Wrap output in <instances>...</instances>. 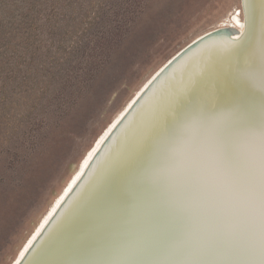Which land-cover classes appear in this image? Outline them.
Masks as SVG:
<instances>
[{
  "label": "snow or ice",
  "instance_id": "6c2138e0",
  "mask_svg": "<svg viewBox=\"0 0 264 264\" xmlns=\"http://www.w3.org/2000/svg\"><path fill=\"white\" fill-rule=\"evenodd\" d=\"M249 8L228 86L193 81L155 109L36 264H264V0ZM130 214L100 246L99 224Z\"/></svg>",
  "mask_w": 264,
  "mask_h": 264
},
{
  "label": "rangeland",
  "instance_id": "374dc122",
  "mask_svg": "<svg viewBox=\"0 0 264 264\" xmlns=\"http://www.w3.org/2000/svg\"><path fill=\"white\" fill-rule=\"evenodd\" d=\"M242 9V0H0V264L144 81Z\"/></svg>",
  "mask_w": 264,
  "mask_h": 264
},
{
  "label": "bare ground",
  "instance_id": "6f19581e",
  "mask_svg": "<svg viewBox=\"0 0 264 264\" xmlns=\"http://www.w3.org/2000/svg\"><path fill=\"white\" fill-rule=\"evenodd\" d=\"M250 3L251 0H242L243 9L238 10L239 13L234 12L218 26L194 38L144 81L94 140L70 179L54 198L10 264H36L41 259L40 252L47 247L48 235L65 222L66 216L80 201L83 193L91 191L98 183L101 173L107 170L118 156L126 152L133 134L140 129L142 123L173 94L190 86L193 81L210 77H214L215 83L221 88L228 86L227 73L230 61L228 53L244 38L249 28V18L253 15L249 8ZM255 7L256 21L259 25V5ZM241 15L244 16L243 19L240 18ZM212 35L215 36L213 39L210 38L200 45L202 39ZM134 225L135 217L131 214L124 220L109 219L100 223L98 226L100 246L111 245L120 240Z\"/></svg>",
  "mask_w": 264,
  "mask_h": 264
},
{
  "label": "water",
  "instance_id": "95a60500",
  "mask_svg": "<svg viewBox=\"0 0 264 264\" xmlns=\"http://www.w3.org/2000/svg\"><path fill=\"white\" fill-rule=\"evenodd\" d=\"M214 37H215V36H213V35H212L211 37H209V38H208V37H205V39H202L203 41L200 43V45L203 44V43H205L206 41H208L210 38L213 39ZM206 38H207V39H206ZM185 55H186V53H185L184 55H182V56L184 57ZM182 56H181V57H182ZM181 57H180V58H181ZM172 60H176V58H175V59L172 58ZM171 62H174V61H171ZM169 64H172V63H169ZM160 76H161V75H160ZM164 76H165V75H164ZM158 78H159V77H158ZM155 80L157 81L158 79H155ZM156 81H155V82H156ZM155 82H154V83H155Z\"/></svg>",
  "mask_w": 264,
  "mask_h": 264
}]
</instances>
